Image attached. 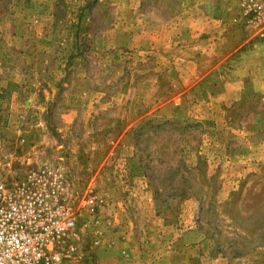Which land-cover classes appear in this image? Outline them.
<instances>
[{"label": "rangeland", "instance_id": "rangeland-1", "mask_svg": "<svg viewBox=\"0 0 264 264\" xmlns=\"http://www.w3.org/2000/svg\"><path fill=\"white\" fill-rule=\"evenodd\" d=\"M142 2L0 0V158L13 153L20 173L61 168L78 202L94 189L108 197L103 230L147 228L142 249L159 250L160 264H264V87L248 89L228 121L190 119L188 103L161 112L179 90L174 45L158 40L170 29L157 35L158 8L143 9L148 24ZM86 213L68 264H97ZM112 255L99 263L129 264Z\"/></svg>", "mask_w": 264, "mask_h": 264}, {"label": "crops", "instance_id": "crops-1", "mask_svg": "<svg viewBox=\"0 0 264 264\" xmlns=\"http://www.w3.org/2000/svg\"><path fill=\"white\" fill-rule=\"evenodd\" d=\"M156 4L157 6H154V3H145L144 0L138 7L142 10L158 8L155 11L157 35L160 31H168L165 30L166 27L170 29L171 37L164 35L165 39L161 36L158 40H171L174 45L173 54L169 55L173 58L174 65L170 64L168 72L172 73L171 86L179 89L171 98L160 101L157 107L164 112V106L169 104L173 114L187 103L194 104L193 110L188 112L190 119L192 116L200 120H230L238 104L250 103L248 89L264 87V75L260 76V73H264V39L253 37L245 27L233 21L239 10V0H159ZM143 11L141 14L147 15L145 22L151 23L152 15ZM158 51H161L159 47ZM181 60L187 63L183 66ZM253 96L254 93L251 97ZM256 98L258 99L257 96ZM258 119H264V107L255 118ZM93 192L92 197L88 193L83 198L82 205L89 217L84 227L89 224L97 227V264H101V255L109 256V252L113 253L112 256H117L118 261L122 259L129 264H160L158 256L154 254L159 250L148 255L142 249L145 245L153 243L146 234L147 228L142 227L144 234H137L134 232V223L128 220L127 225L123 222L124 226L112 230L114 232L111 234L103 230L101 212L110 208L112 212L115 210L113 206H102L104 203L107 205L108 197L103 200L98 197L95 189ZM118 212L125 215L126 210L118 209ZM117 245L123 246L124 249L134 246L140 251V254L136 255L139 259L135 256L132 258L130 253L125 251L120 258L119 252L116 254L113 250Z\"/></svg>", "mask_w": 264, "mask_h": 264}, {"label": "built area", "instance_id": "built-area-1", "mask_svg": "<svg viewBox=\"0 0 264 264\" xmlns=\"http://www.w3.org/2000/svg\"><path fill=\"white\" fill-rule=\"evenodd\" d=\"M239 3L233 21L264 39V0ZM14 157L8 153L0 158V264L75 261L82 199L70 198L61 168L44 163L20 173Z\"/></svg>", "mask_w": 264, "mask_h": 264}]
</instances>
